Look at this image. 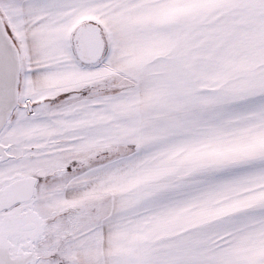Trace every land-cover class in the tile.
<instances>
[{
	"label": "snow or ice",
	"instance_id": "6c2138e0",
	"mask_svg": "<svg viewBox=\"0 0 264 264\" xmlns=\"http://www.w3.org/2000/svg\"><path fill=\"white\" fill-rule=\"evenodd\" d=\"M0 264H264V0H0Z\"/></svg>",
	"mask_w": 264,
	"mask_h": 264
}]
</instances>
